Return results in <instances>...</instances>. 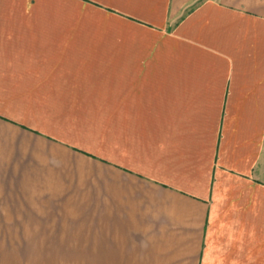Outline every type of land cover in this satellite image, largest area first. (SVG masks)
Returning <instances> with one entry per match:
<instances>
[{
	"label": "crops",
	"instance_id": "0c3cea01",
	"mask_svg": "<svg viewBox=\"0 0 264 264\" xmlns=\"http://www.w3.org/2000/svg\"><path fill=\"white\" fill-rule=\"evenodd\" d=\"M0 264H264V0H0Z\"/></svg>",
	"mask_w": 264,
	"mask_h": 264
},
{
	"label": "rangeland",
	"instance_id": "374dc122",
	"mask_svg": "<svg viewBox=\"0 0 264 264\" xmlns=\"http://www.w3.org/2000/svg\"><path fill=\"white\" fill-rule=\"evenodd\" d=\"M78 163L82 166V167H87L88 168V170L89 169H91L90 168V166L88 165V164H86V163H84V162H82V161H78ZM64 167V166H63ZM95 170V169H94ZM96 172H97V170H95ZM92 172H93V169H92ZM90 183H97V178H95V177H93L92 179H91V182Z\"/></svg>",
	"mask_w": 264,
	"mask_h": 264
}]
</instances>
